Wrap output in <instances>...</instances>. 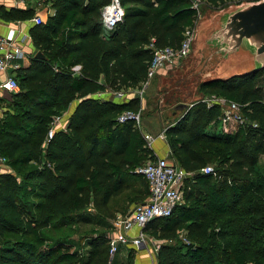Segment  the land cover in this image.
Segmentation results:
<instances>
[{"label": "trees", "instance_id": "16d2710c", "mask_svg": "<svg viewBox=\"0 0 264 264\" xmlns=\"http://www.w3.org/2000/svg\"><path fill=\"white\" fill-rule=\"evenodd\" d=\"M45 1L53 14L30 29L45 58L34 54L18 70L20 91L4 101L0 118V152L11 169L0 174V264H135L132 248L125 259L119 257L121 248L111 257L106 233L82 243L56 242L44 231L56 228L62 217L84 218L93 201L97 211L109 215L114 199L126 195L127 209L148 197L146 180L134 170L157 157L141 129L116 121L124 110H140L141 98L118 104L90 95L141 89L153 61L151 44L178 47L203 4L221 10L227 1L198 0L194 8V0H121L124 19L109 34L101 11L110 0ZM252 1L259 0L234 4ZM0 13L26 20L37 11ZM262 74L264 69L199 87L205 95L242 106L248 124L235 133L220 131L221 107L204 100L172 115L165 128L170 157L190 175L184 203L144 228L161 242L158 264H264V172L258 170L264 155V90L257 80ZM75 99L80 101L67 129L47 141L53 118ZM208 165L213 171L205 174Z\"/></svg>", "mask_w": 264, "mask_h": 264}, {"label": "built area", "instance_id": "2783aa9c", "mask_svg": "<svg viewBox=\"0 0 264 264\" xmlns=\"http://www.w3.org/2000/svg\"><path fill=\"white\" fill-rule=\"evenodd\" d=\"M198 0H194L193 7H198ZM102 20L105 27V34L111 33L116 26L124 19V7L121 0H110L102 8ZM202 18L199 13L198 20ZM196 21L193 27L185 30L183 39L178 47L166 46L162 48L155 47L153 43V61L149 66L147 80L143 82L142 88L137 90L136 96L141 98L143 103V94L149 83L161 72H174L193 52V42L196 36ZM34 25H40L45 22L42 15L37 14L33 17ZM18 40L13 32L5 37H0V72L5 75L1 86L3 89L16 93L20 91L16 73L22 68V60L26 58V52L20 44L26 41L27 37L22 36ZM208 105H219L221 107V116L219 118L218 128L223 133H235L239 128L245 127L248 120L243 114L242 106L236 102L229 101L226 98L215 96L212 101L204 100ZM143 107L140 110H124L118 114L116 121L120 124L132 122L138 129L142 124ZM63 115H56L51 123L47 134V141L51 140L55 132L63 130ZM256 127L257 125L254 124ZM164 129L156 138L166 140ZM147 143H151L155 137L151 134H145ZM0 166L7 167V158L0 152ZM203 173L209 174L213 167L208 165ZM134 172L144 177L148 184L149 194L145 202L133 206L127 215H119L112 222V230L108 234L110 254L118 251L120 245L137 250L145 247L146 234L144 228L147 223L155 218L169 217L174 209L184 203V184L186 178L190 175L186 170L170 162L167 158H151L145 164L137 167ZM138 230L135 235H131L133 230ZM160 243L154 244L151 248V264H158L157 254Z\"/></svg>", "mask_w": 264, "mask_h": 264}, {"label": "water", "instance_id": "95a60500", "mask_svg": "<svg viewBox=\"0 0 264 264\" xmlns=\"http://www.w3.org/2000/svg\"><path fill=\"white\" fill-rule=\"evenodd\" d=\"M43 14L46 20V10ZM35 57L45 58L40 51ZM263 69L264 0L208 10L196 24L193 55L179 73L161 77L158 103L177 112L200 100L202 84Z\"/></svg>", "mask_w": 264, "mask_h": 264}, {"label": "rangeland", "instance_id": "374dc122", "mask_svg": "<svg viewBox=\"0 0 264 264\" xmlns=\"http://www.w3.org/2000/svg\"><path fill=\"white\" fill-rule=\"evenodd\" d=\"M227 5L225 7H228L230 5H234L235 0H226ZM224 7V8H225ZM202 12L201 16L203 17L205 15V12L208 10H211L209 6H206L205 4L202 5ZM192 54L188 57L190 58ZM187 58V59H188ZM185 59L184 62L187 60ZM182 65V66H183ZM181 69H178L174 72H170L166 76H172L173 74L179 73ZM161 76L154 78L149 85L145 88V92L143 94V112H142V124L141 128L143 131L149 132L151 135L157 136L161 131H163L168 124L171 122L172 115H175L174 111H170L172 109L167 108V106H164L162 103H158V99L161 95L160 93V84H161ZM258 84L262 87L264 90V74L259 76L257 78ZM129 89H125L124 92H128ZM132 90V89H131ZM123 92V93H124ZM8 98L6 100L11 99L12 92H9ZM119 93V92H118ZM122 93V92H120ZM198 98L200 100H207L212 101L215 95H205L203 92H199L197 94ZM117 99V98H116ZM4 105H7L6 102H4ZM169 117V120H165L164 117ZM165 127V128H164ZM258 170L260 173L264 172V155L261 156ZM137 188V187H133ZM130 190L127 191L125 194H129ZM131 194V193H130ZM129 194V195H130ZM133 194V192H132ZM264 195V193H263ZM126 195H123L117 199H114L111 202V213L107 215L104 212H99L96 210V208L93 205V202L90 203L88 210L83 213L84 218H81V216H67L62 217V219L56 220V228H49L44 230L46 233L47 238L50 240H56L58 242L59 240H74L76 242H84L85 239L91 236H95L101 233L109 234L112 230V222L114 219H116L118 214L127 215L130 210L133 208L134 205L129 206L127 209H125L123 206L126 205ZM119 208H124L125 212H119ZM117 209L119 210L118 212ZM235 216V215H234ZM235 226H236V219ZM231 230L233 229V225L231 223V220L229 222ZM138 231L137 229L135 230ZM146 234V233H145ZM146 241L144 244H146L147 248H152L154 244L160 243V241L156 240L155 238L151 237L150 235L146 234ZM262 245V244H261ZM144 248H138V253L144 251L146 249ZM129 249H127V252ZM136 251V250H135ZM125 249L122 250L121 254L123 255L122 258L126 257ZM149 264V263H148Z\"/></svg>", "mask_w": 264, "mask_h": 264}, {"label": "crops", "instance_id": "0c3cea01", "mask_svg": "<svg viewBox=\"0 0 264 264\" xmlns=\"http://www.w3.org/2000/svg\"><path fill=\"white\" fill-rule=\"evenodd\" d=\"M48 6L49 4L45 0H0V11L1 10L9 11L11 9H22V10L34 9L37 11V14L42 15L44 19H45V16L43 14V10H46L47 16L48 14H53V10L51 8H48ZM33 26H34L33 17L30 19H26V20H15V19L4 18V16L0 13V37H5L7 34H10L11 32L15 34L18 40H21L20 38L22 36L27 37L26 41L20 44L26 52V58L23 59L21 62L22 68L27 67L29 65L31 56H33L37 52L32 42L31 35H30V29ZM182 65L183 63L180 65L178 69H181ZM74 70L76 72H79L80 66H76ZM169 73H170L169 71L161 72L157 77L166 76ZM4 79H5V75L2 72H0V118L3 116L5 110L7 109L6 105H4V101L6 100V98H8L10 94L9 91L3 89L1 86ZM137 90L139 89H136V90L129 89L127 93L124 91L105 90V91L96 92L94 94H91L90 97L95 98V99H101V100H113L114 102L118 104H122L134 98L137 95L136 94ZM79 101H80L79 99H75L68 106L67 110L62 113L63 122H64V125L62 126V128H64L63 130L67 129L69 118L71 114L73 113V111L75 110ZM142 132L144 134H150L147 131L142 130ZM153 136L155 137V139L151 143H148V147L154 152L157 158H167L170 162L175 164V161L171 159L170 157V154H171L170 146L167 142V139L163 140L160 138H156L155 135ZM46 147H47V143L44 144V148ZM5 172H11V169L8 166L7 167L0 166V174L5 173ZM119 215H122V214H118L117 216ZM135 234H136V231L134 229L131 232V235H135ZM119 248H121L120 249L121 252L123 249H125V251L127 252V249H129V247L123 244L120 245ZM121 252H120L119 257L122 260V259H125L126 257L122 258L123 255L121 254ZM151 259H152L151 248L149 249L146 247L144 251L141 250V252L139 253H138V250L135 251V264H148V263L151 264Z\"/></svg>", "mask_w": 264, "mask_h": 264}]
</instances>
